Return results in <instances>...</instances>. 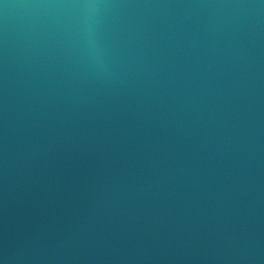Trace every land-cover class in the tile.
I'll return each mask as SVG.
<instances>
[{"label":"water","instance_id":"water-1","mask_svg":"<svg viewBox=\"0 0 264 264\" xmlns=\"http://www.w3.org/2000/svg\"><path fill=\"white\" fill-rule=\"evenodd\" d=\"M0 264H264V0H0Z\"/></svg>","mask_w":264,"mask_h":264}]
</instances>
